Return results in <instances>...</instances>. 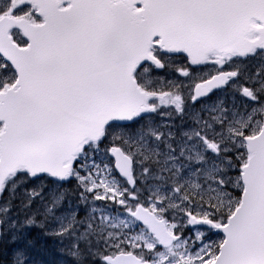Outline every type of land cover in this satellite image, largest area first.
Masks as SVG:
<instances>
[{
	"label": "snow or ice",
	"instance_id": "6c2138e0",
	"mask_svg": "<svg viewBox=\"0 0 264 264\" xmlns=\"http://www.w3.org/2000/svg\"><path fill=\"white\" fill-rule=\"evenodd\" d=\"M0 264H264V0H0Z\"/></svg>",
	"mask_w": 264,
	"mask_h": 264
},
{
	"label": "rangeland",
	"instance_id": "374dc122",
	"mask_svg": "<svg viewBox=\"0 0 264 264\" xmlns=\"http://www.w3.org/2000/svg\"><path fill=\"white\" fill-rule=\"evenodd\" d=\"M37 259H38V260H42V261L44 260V261H45V260L47 259V255H44V254H38V255H37Z\"/></svg>",
	"mask_w": 264,
	"mask_h": 264
}]
</instances>
